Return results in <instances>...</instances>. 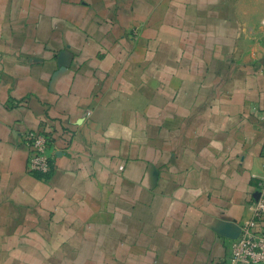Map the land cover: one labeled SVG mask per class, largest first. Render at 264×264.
I'll return each instance as SVG.
<instances>
[{
	"label": "crops",
	"instance_id": "0c3cea01",
	"mask_svg": "<svg viewBox=\"0 0 264 264\" xmlns=\"http://www.w3.org/2000/svg\"><path fill=\"white\" fill-rule=\"evenodd\" d=\"M263 14L0 0V264H227L264 178Z\"/></svg>",
	"mask_w": 264,
	"mask_h": 264
},
{
	"label": "built area",
	"instance_id": "2783aa9c",
	"mask_svg": "<svg viewBox=\"0 0 264 264\" xmlns=\"http://www.w3.org/2000/svg\"><path fill=\"white\" fill-rule=\"evenodd\" d=\"M23 143L30 149L26 172L47 179L55 168L56 155L52 137L45 132H28ZM259 196L249 208L252 217L241 227L237 238L231 239L227 264H264V178L257 183Z\"/></svg>",
	"mask_w": 264,
	"mask_h": 264
},
{
	"label": "rangeland",
	"instance_id": "374dc122",
	"mask_svg": "<svg viewBox=\"0 0 264 264\" xmlns=\"http://www.w3.org/2000/svg\"><path fill=\"white\" fill-rule=\"evenodd\" d=\"M261 23H262V27L264 28V14H263V17H262Z\"/></svg>",
	"mask_w": 264,
	"mask_h": 264
},
{
	"label": "water",
	"instance_id": "95a60500",
	"mask_svg": "<svg viewBox=\"0 0 264 264\" xmlns=\"http://www.w3.org/2000/svg\"><path fill=\"white\" fill-rule=\"evenodd\" d=\"M238 237V236H237ZM237 237H234V238H232V239H235V238H237Z\"/></svg>",
	"mask_w": 264,
	"mask_h": 264
}]
</instances>
